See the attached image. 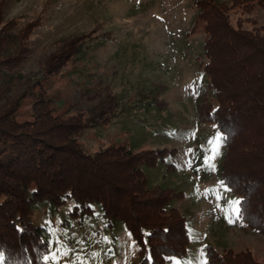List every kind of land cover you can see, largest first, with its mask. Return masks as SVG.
<instances>
[{
    "label": "trees",
    "instance_id": "1",
    "mask_svg": "<svg viewBox=\"0 0 264 264\" xmlns=\"http://www.w3.org/2000/svg\"><path fill=\"white\" fill-rule=\"evenodd\" d=\"M194 6L205 35L200 68L207 80L197 118L220 135L218 178L238 197L236 220L264 234V35L233 29L221 9L202 0ZM17 24L0 27V264H49L51 249L65 247L73 236L87 238L81 229L93 220L123 230L137 246L138 264L183 260L189 214L177 204L184 194L153 184L144 172L157 162L167 174L178 172L171 161L176 150L141 152L117 143L84 151L77 142L87 127L83 116L56 114L44 77L29 81L19 72L29 52L25 33L11 35ZM85 42L57 56L46 73L80 55ZM209 92L215 102L204 103ZM25 99L32 100L29 117L19 120ZM207 256L210 264H260L249 252L209 247Z\"/></svg>",
    "mask_w": 264,
    "mask_h": 264
},
{
    "label": "rangeland",
    "instance_id": "2",
    "mask_svg": "<svg viewBox=\"0 0 264 264\" xmlns=\"http://www.w3.org/2000/svg\"><path fill=\"white\" fill-rule=\"evenodd\" d=\"M202 1L221 9L233 29L264 35V0ZM195 13L194 0H0V27L14 20L11 35L25 33L29 54L19 72L29 81L44 77L56 114L86 120L77 138L84 151L117 143L141 152L176 150L171 161L178 172L167 174L159 162L144 169L153 184L184 194L177 208L189 214L190 246L171 264H210L209 247L249 252L264 264V234L241 226L238 197L219 182V133L197 118L207 80L200 68L205 35ZM81 40L83 52L48 75L54 59ZM208 94L204 103L215 102ZM31 101L24 100L19 120L29 117ZM89 224L81 229L87 238L52 248L49 264H138L137 246L123 230Z\"/></svg>",
    "mask_w": 264,
    "mask_h": 264
},
{
    "label": "snow or ice",
    "instance_id": "3",
    "mask_svg": "<svg viewBox=\"0 0 264 264\" xmlns=\"http://www.w3.org/2000/svg\"><path fill=\"white\" fill-rule=\"evenodd\" d=\"M220 140V136L219 135H217L216 137H215V141L216 142H218ZM217 149H218V144H217V146L216 147H214L213 149H212V151L213 152H216L217 151ZM233 203L234 204H236V205H238L240 202L239 201H233ZM237 212L239 211V209L237 208V209H235ZM45 259H47V257H45Z\"/></svg>",
    "mask_w": 264,
    "mask_h": 264
}]
</instances>
